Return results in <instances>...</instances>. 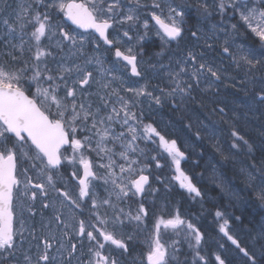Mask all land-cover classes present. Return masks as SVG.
<instances>
[{
    "label": "snow or ice",
    "instance_id": "1",
    "mask_svg": "<svg viewBox=\"0 0 264 264\" xmlns=\"http://www.w3.org/2000/svg\"><path fill=\"white\" fill-rule=\"evenodd\" d=\"M209 104L217 120H193ZM205 139L243 184L218 185L215 252L181 167ZM150 146L199 214L156 210L155 185L171 189ZM233 250L264 264V0H0V264H234Z\"/></svg>",
    "mask_w": 264,
    "mask_h": 264
},
{
    "label": "rangeland",
    "instance_id": "2",
    "mask_svg": "<svg viewBox=\"0 0 264 264\" xmlns=\"http://www.w3.org/2000/svg\"><path fill=\"white\" fill-rule=\"evenodd\" d=\"M251 42V37H249V43ZM257 48V47H256ZM103 50V47H102ZM160 116L163 117L165 120L168 119H172L174 121H177L176 118L178 115H165V113L163 112V110H161L160 112ZM196 113L193 114V120L196 119ZM199 118V117H198ZM159 119V118H157ZM201 121H203V123L207 124L209 123V121L205 118H199ZM195 130V128H193ZM194 130H192V132H194ZM190 135H188L186 133V136L189 140V142H192V140L194 139V137L192 136V134L189 132ZM207 142L208 140L205 139ZM223 143V141H221ZM209 145L212 146V143H214V141L212 143H210L209 141L207 142ZM153 147V146H150ZM198 147L197 145L195 146V155L192 156L193 160H199V166L194 167L193 164L191 162H182L181 167L184 168L185 171H187L190 175L193 176V182L197 184L198 187L201 188L202 192L205 193L204 198L206 197L207 199L216 202V206L217 205H225V201L224 200H220V202H218V198H216L215 195L210 194L211 191L210 189H215V187H217L220 191V188L218 187V185L220 184L221 179H224V176L222 174V170L221 168V164H225L221 158L220 155L218 154V158L216 159H209L208 155H199V151L197 150ZM153 154L158 156L159 158L162 159H166L168 160V158L166 157V154L163 153L162 149H158V148H154L153 147ZM161 160V159H159ZM162 169H168L170 172V178L169 177H164L165 182L168 183L169 188L171 189V191H166L163 185L160 184H156V187H159L161 190L159 193L156 194L155 200H156V205L158 207H156V209L159 211L161 208L165 207V205L167 206L166 210L167 211H172L174 207H179L180 210H183V213H187L189 212V207L192 209V212H195L197 214H199L200 212V203L199 202H192L190 201V198L188 197V194L179 187L178 182L175 181L174 179V170L172 169L171 165H170V161L168 160V164L166 166H163ZM228 169L226 170V175H229L232 179H234L235 181H237L238 179L242 178L240 176H238L236 174L235 169L232 168L231 165H228ZM192 170V172H191ZM165 174V173H163ZM239 177V178H238ZM170 181V183H169ZM226 181V180H225ZM236 183L237 182H233ZM241 187V183L239 182L238 184ZM237 185V186H238ZM221 192V191H220ZM226 199H228V197L226 195H224ZM204 203V208L207 209L208 211L204 212L203 215L200 217V221L198 226L202 227V230L206 231L209 236L211 237L210 240V246H211V250L213 252L216 251V242H220V243H224V240L221 239L222 234L218 233V226L216 224V222L213 219V216L211 215V211L214 210V207H210L207 203ZM229 203V202H228ZM227 203V204H228ZM251 211H255L254 209H251ZM182 213V214H183ZM47 215V213H46ZM36 222L39 223V217L36 218ZM230 243V242H229ZM227 247V245H226ZM229 259H232L234 264H243V258L240 254L236 253L234 250L233 251H229L227 253Z\"/></svg>",
    "mask_w": 264,
    "mask_h": 264
},
{
    "label": "trees",
    "instance_id": "3",
    "mask_svg": "<svg viewBox=\"0 0 264 264\" xmlns=\"http://www.w3.org/2000/svg\"><path fill=\"white\" fill-rule=\"evenodd\" d=\"M254 44L255 45H257V48L259 49L260 47H261V45L259 44V41H258V38L257 39H255V41H254ZM155 48H156V44L155 43H152L151 41L150 42H148L147 44H146V47H145V50H146V52L148 53L149 51H154L155 50ZM234 99V97H232V96H229L228 97V102L229 103H231V101ZM238 103L240 102V101H237ZM214 105H211V104H209L208 105V107H206V108H204L203 110H201V111H198V112H196V116L197 117H199V118H205V117H208V121H216L217 120V118L215 117V116H213V115H211V113H210V111H209V108L210 107H213ZM221 106H223V105H221ZM173 114H171L170 116H172ZM174 115H178L177 116V118H176V120L177 121H179L181 118H182V114L181 113H176V114H174ZM258 115V114H257ZM185 123H187L188 121L187 120H185L184 121ZM257 125H258V123H259V121L257 120L256 122H255ZM226 127V126H225ZM194 130V129H193ZM249 130H251V126H249ZM195 131V130H194ZM188 135H190L189 134V132H186ZM192 134V133H191ZM206 140H204L203 141V147H201L200 146V142H197L196 144H197V147H198V149L200 150V152H203V156L204 155H210L211 157H212V159H216V158H218V154L219 153H217L216 151H215V149L213 148V146H211V145H209L207 142H205ZM222 141H223V139H222ZM222 166H221V170H222V174H223V176H224V179L226 180V182H228V181H230V182H237V185L239 184V182L241 183V187L243 186V184H242V178H240V179H238L237 181H235L234 179H232L229 175H226V170H229L228 169V165L229 164H227V165H225V164H221ZM239 178V177H238ZM234 185L236 184V183H233ZM211 190V189H210ZM214 190H212V192H213ZM215 196H216V198H218V202H220V200H224L225 201V205L229 202L228 201V199H224L223 198V196L221 195V194H214ZM204 202L205 203H207L210 207H214L215 208V206H216V202H213V201H211V200H208V199H206V198H204ZM254 210L255 211H253V215H255L256 214V212H258L259 211V209H255L254 208ZM237 214H239V213H237ZM235 264H237V263H235Z\"/></svg>",
    "mask_w": 264,
    "mask_h": 264
},
{
    "label": "flooded vegetation",
    "instance_id": "4",
    "mask_svg": "<svg viewBox=\"0 0 264 264\" xmlns=\"http://www.w3.org/2000/svg\"><path fill=\"white\" fill-rule=\"evenodd\" d=\"M72 27L75 28L74 25H73ZM78 31L83 32L84 30L79 29ZM149 36H150L151 38H154V39L159 40V39L154 35V31H153V32H150V33H149ZM156 44H158V41H156ZM159 159H161V160H159V161H160V163H161L162 165L166 166V165L168 164V160H166V159H162V158H159ZM153 171L155 172L156 175H159V176H162V173L165 172V173H166V176L170 178V172H169L168 169H162V168H160V169H155V168H154ZM162 177H163V176H162ZM163 178H164V177H163ZM69 189H70V191H71V194H72L73 196H75V192H76V184H75V183L69 184ZM156 207H157V206H156ZM156 210H157V209H156ZM189 210L191 211L192 209L189 207ZM157 211H158V210H157ZM191 212H192V211H191ZM181 213H183V210H181Z\"/></svg>",
    "mask_w": 264,
    "mask_h": 264
}]
</instances>
